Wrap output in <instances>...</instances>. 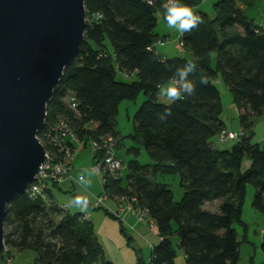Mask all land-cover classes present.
Masks as SVG:
<instances>
[{
	"label": "trees",
	"instance_id": "16d2710c",
	"mask_svg": "<svg viewBox=\"0 0 264 264\" xmlns=\"http://www.w3.org/2000/svg\"><path fill=\"white\" fill-rule=\"evenodd\" d=\"M162 1L150 5L147 0H86L84 39L54 89L39 135L61 118L71 123L80 138L116 137L117 152L123 146L115 130L120 104L126 99L136 101L143 93L145 101L134 117L129 138L145 149L152 162L125 163L118 155L124 165L121 177L98 175L106 189L102 195L108 197L94 208L102 195L96 196L88 203L90 210L104 208L121 221L123 232L127 230L125 213L140 225L157 227L160 240L152 246L151 256L133 264H177L180 253L186 264H239V249L250 241L246 233L239 236L234 225L247 226L242 207L248 185L256 189L254 208L264 215V147L254 140L255 119L264 113V33L256 32L260 24L245 13L257 0H218L216 17L195 11L181 36L182 50L191 59L166 58L155 50L156 12L164 10ZM199 2L179 0L177 5L198 6ZM118 72L137 74L138 79L119 81ZM219 77L241 110L239 125L244 131L226 149L212 142L226 129L222 93L215 82ZM170 81L176 84L177 97L163 103L159 95ZM69 94L77 99L76 109L67 103ZM84 151L92 156V164L97 156ZM246 159L251 165L242 170ZM72 172V178L64 182L82 187V176L75 178ZM162 175H179L184 189L181 201H175L169 186L159 181ZM62 183L49 184V202L40 196L31 199L26 193L12 199L4 223L5 244L13 256L33 249L35 264H111L91 218L85 217L89 211L63 214L68 206L54 200L50 185ZM216 202L212 210L208 204ZM129 204L134 210L126 208ZM142 208L148 210L150 223L138 220L136 212ZM55 215L60 216L58 220ZM135 226L129 230L136 232ZM261 249L264 252V241Z\"/></svg>",
	"mask_w": 264,
	"mask_h": 264
},
{
	"label": "water",
	"instance_id": "95a60500",
	"mask_svg": "<svg viewBox=\"0 0 264 264\" xmlns=\"http://www.w3.org/2000/svg\"><path fill=\"white\" fill-rule=\"evenodd\" d=\"M85 2L0 0V257L9 203L49 162L38 134L54 89L78 56Z\"/></svg>",
	"mask_w": 264,
	"mask_h": 264
},
{
	"label": "rangeland",
	"instance_id": "374dc122",
	"mask_svg": "<svg viewBox=\"0 0 264 264\" xmlns=\"http://www.w3.org/2000/svg\"><path fill=\"white\" fill-rule=\"evenodd\" d=\"M218 0H200L198 6L180 4L177 9L174 10H161L156 12L158 22L156 25L155 34H158V42L156 43L157 51L163 54L165 49L166 54L169 57H186L191 59L188 52L176 48L179 44V40L185 30L186 20H189L195 11L202 10L210 17H216L217 11L215 3ZM260 1H255L253 6L245 8V13L253 19L254 23L260 22L264 18V13L261 7H264ZM110 46V42L106 41ZM178 49V50H177ZM119 81L135 82L138 78L127 77L121 72L117 73ZM222 93V101L225 106L224 112L221 115L226 125L233 131H238L240 110L238 104L234 102V96L229 91H224L221 84L218 85ZM159 99L163 103H170L173 98L177 97L176 89L173 85H165L160 92ZM145 101L143 93L138 96L136 101L125 100L120 104V111L116 117L115 130L120 133L122 137L123 146L118 149L117 154L123 159L125 163L131 160H136L141 164H150L152 162L148 153L141 145H137L133 142L129 136L134 133L135 127V115L139 110L141 104ZM212 142L218 149H226L231 143L222 144L219 142L218 135L212 138ZM88 152H82L80 167L81 169L74 170L73 176L78 178L82 176L84 179L81 182V186L71 185V181L62 183L59 187L50 185L53 198L59 204H66L68 206L66 211L62 213H85L87 211L94 212L91 217L93 222L95 233L97 234L98 241L102 244L104 249V255L107 262L111 264H133L137 262L139 258H148L151 256L152 245L154 246L160 240L157 227L150 229L148 225H137L136 232L129 230L130 226L135 223L133 217H125L127 223L124 226L127 228L125 232L121 229V221L113 219L104 208H97L91 211L89 208L90 202L94 201L96 196H100L106 192L103 187L101 178L88 167L85 162L88 157ZM251 161L246 159L242 165V170H246L250 167ZM160 182H164L172 190L175 201L179 202L183 198L184 189L180 185L179 175H162L159 177ZM75 189V191H74ZM74 191V192H73ZM256 189L253 185H248L246 190V198L242 207V219L247 226L241 227L235 224L239 236L246 233V237L250 242H244L240 247V262L239 264H264V252L261 249V244L264 241V215L256 210L253 206V200L256 195ZM92 194V195H91ZM94 196V198H93ZM108 205L112 208H116V204L113 201H108ZM219 203L209 205L212 210H216ZM60 216L55 215L54 219ZM5 228V226H4ZM11 230V228H9ZM6 233V229H5ZM146 234V238L141 235ZM242 240V238L240 237ZM177 264H186L185 258L180 253L176 260ZM9 264H35V252L33 249H23L14 254L12 261ZM96 264V263H94Z\"/></svg>",
	"mask_w": 264,
	"mask_h": 264
},
{
	"label": "built area",
	"instance_id": "2783aa9c",
	"mask_svg": "<svg viewBox=\"0 0 264 264\" xmlns=\"http://www.w3.org/2000/svg\"><path fill=\"white\" fill-rule=\"evenodd\" d=\"M147 1L150 5H154V0ZM178 1L179 0H163L161 3L162 9H177ZM258 31L264 33V24H260L256 32ZM182 46L183 43L180 38L177 48L181 50ZM66 100L71 109L77 108L78 103L75 95L69 94ZM41 135L38 134V138L46 149V156L49 162L46 165L47 168L45 166L41 167V171L36 176L34 183L29 185L25 191L29 198L37 199L40 196L45 202H49L47 193L49 184H59L67 179H71V172L74 168L75 161L79 154L87 149H89L91 154L97 156V159H94V162L91 164L93 172L101 178H106L105 176L108 175L114 180H117L121 177L120 175L122 174L124 165L116 152L118 144L116 137L104 135L99 139L94 138L93 140L80 138L71 123L61 118H58L53 124L48 125L45 133ZM243 135L244 131L242 128L237 132L225 129L219 133L218 138L220 143L228 144V142L232 143L238 141ZM79 178L80 181L83 180L82 177ZM107 197V194L97 197L94 208L105 202ZM119 199L125 200L126 198L120 197ZM126 208L128 210H134L132 204H129ZM136 213L140 222L150 223L147 209L142 208L141 211ZM85 217L90 219L91 212L85 213ZM150 227L153 228V225L151 224ZM12 258L11 249L6 245L5 253L0 257V264H9Z\"/></svg>",
	"mask_w": 264,
	"mask_h": 264
},
{
	"label": "crops",
	"instance_id": "0c3cea01",
	"mask_svg": "<svg viewBox=\"0 0 264 264\" xmlns=\"http://www.w3.org/2000/svg\"><path fill=\"white\" fill-rule=\"evenodd\" d=\"M261 4L264 6V2H261ZM261 9L262 10H264V7H261ZM263 13H264V11H263ZM249 16V15H248ZM252 19V18H251ZM186 20V22H188V20L187 19H185ZM253 20V19H252ZM257 23H259V24H264V18H262V20L260 21V22H257ZM176 48H177V45H176ZM156 51H157V48L155 49ZM178 50V49H177ZM185 51V50H184ZM186 52V51H185ZM164 57H166V58H168L169 57V55H167L166 54V51H165V49L163 50V54H162ZM122 73V72H121ZM122 74H124V75H126L125 73H122ZM127 77H131V76H129V75H126ZM135 76H137V74H132V77H134L135 78ZM215 82L219 85V84H221L222 85V87H223V89H224V91H229V88H228V85H227V83L226 82H224L223 81V79L221 78V77H219L218 79H216L215 80ZM169 84H171V85H173V87H176V84H175V82H173V81H170L167 85H169ZM165 86V85H164ZM163 86V87H164ZM162 87V88H163ZM230 92V91H229ZM240 110V109H239ZM240 113H241V110H240ZM240 113H239V115H240ZM240 126V125H239ZM225 127H226V125H225ZM230 129L229 127H226V129ZM231 130V129H230ZM255 142L256 143H258L259 145H260V147H264V113H263V115L262 116H260V117H256V119H255ZM82 152H87V151H82ZM82 152L79 154V156H78V158H77V160L75 161V163H74V170H76V169H81V167H80V160H81V154H82ZM88 155V157H86V160H85V162L84 163H86L87 164V166L89 167L90 165H91V162H92V156L88 153L87 154ZM91 167V166H90ZM92 195V194H91ZM93 198H94V196H93ZM94 214V212H92L91 213V217H92V215ZM125 215V217H127V218H129L130 216L131 217H133L134 219H135V217L133 216V215H131V214H127V213H125L124 214ZM133 225H138V223H137V221H135V223L133 224ZM140 225V224H139ZM135 226V227H136ZM141 235H143L145 238H146V234H144V233H142ZM153 246V245H152Z\"/></svg>",
	"mask_w": 264,
	"mask_h": 264
}]
</instances>
